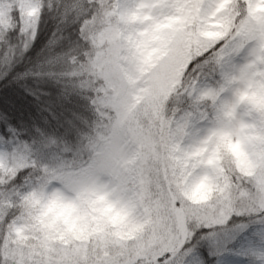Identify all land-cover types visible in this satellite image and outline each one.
Returning <instances> with one entry per match:
<instances>
[{
  "label": "clouds",
  "instance_id": "obj_1",
  "mask_svg": "<svg viewBox=\"0 0 264 264\" xmlns=\"http://www.w3.org/2000/svg\"><path fill=\"white\" fill-rule=\"evenodd\" d=\"M32 2L33 9L25 4L21 11V0H3L0 45L7 47L13 32L29 45L41 23L51 21L65 43L47 47L44 74L84 102V111L72 112L69 122L87 120L93 133L104 125L100 132L123 135L127 149L119 178L102 176L95 187L71 188L61 179L66 169L32 160L23 148L0 151V264H151L171 227V197L186 210L218 206L229 196L235 203L264 198V41L233 43L248 19L247 0H221L235 9L230 26L217 18L221 10L186 29L212 46L207 63L193 56L177 70L167 95L157 96L147 73H137L128 109L112 120L106 117L114 109L104 108L116 96L109 84L127 83V76L109 63V50L115 37L121 56L132 55L129 41L140 39L151 23L125 19L139 0H77L80 15L68 20L66 0ZM230 64L216 83L202 86ZM124 67L135 71L127 61ZM93 98L104 103L94 106ZM100 111L104 119L96 115ZM64 146L71 160L77 142Z\"/></svg>",
  "mask_w": 264,
  "mask_h": 264
},
{
  "label": "snow or ice",
  "instance_id": "obj_2",
  "mask_svg": "<svg viewBox=\"0 0 264 264\" xmlns=\"http://www.w3.org/2000/svg\"><path fill=\"white\" fill-rule=\"evenodd\" d=\"M25 4L29 9L35 7L32 0H21V11L25 9ZM247 4L248 19L241 24L233 38V43L239 42L240 47L256 40L264 41V0H247ZM128 13L130 15L125 19L151 23L139 33L140 39L129 41L133 49L130 57L121 56L119 40L115 37L112 40L116 46L109 50V63L125 73L127 83L120 81L117 86L110 82L109 86L116 96L110 103L104 104L105 109H114V113H107L108 120H112L113 116L119 118L122 110L128 109L126 97L134 95L136 91L137 73H147L146 82L151 84L157 96L167 95L170 82L183 64L193 56L199 57L196 63H207V58L214 54L212 46L202 43L186 29L193 24H202L209 17H217L218 13L221 15L217 18L230 26L235 9L225 7L221 0H139L136 8L129 9ZM79 15L77 0H66L65 20ZM4 17V4L0 0V23H5ZM36 35L37 32L34 39ZM48 39L52 48L62 47L65 43L63 33L54 30ZM23 47L27 49L28 44L25 43ZM15 55L14 46L0 48V62L6 63ZM125 61L134 66L135 71L132 67L125 68ZM104 78L109 80L108 75ZM103 91V88L98 89L97 97ZM98 103L104 102L92 99L94 106ZM96 115L105 118L104 111L96 112ZM104 127L99 125L93 133V127L87 120L72 118L65 124L66 134L74 137L78 145L77 150L71 153L72 159H65L70 149L64 146L61 150L63 142L51 137L40 141L37 148L41 153L40 159L49 161L61 170L66 169L61 179L69 188L73 185L95 187L102 176L119 178L120 164L127 149L126 138L119 133L105 136L100 132V128ZM13 148H23L28 158L36 159L31 145L17 142ZM19 182L17 176L13 183ZM171 204V227L162 250L150 258L151 264H253L248 258L253 254L252 245L259 244L264 249V198H250L247 202L241 199L235 203L229 196L218 206L207 209L186 210L175 197H171ZM188 216L192 217V223L187 222ZM256 264H264V251L259 252Z\"/></svg>",
  "mask_w": 264,
  "mask_h": 264
},
{
  "label": "trees",
  "instance_id": "obj_3",
  "mask_svg": "<svg viewBox=\"0 0 264 264\" xmlns=\"http://www.w3.org/2000/svg\"><path fill=\"white\" fill-rule=\"evenodd\" d=\"M53 30L51 21L41 23L36 38L25 51L20 50L23 45L16 40V33L10 34L9 45L14 46L16 55L6 63L0 62V151L20 142L31 145L33 157L40 158L37 148L42 139L51 137L62 142L75 139L66 134L65 124L72 112L84 111V102L66 84L44 74L48 71L46 51ZM216 75L210 73L208 77Z\"/></svg>",
  "mask_w": 264,
  "mask_h": 264
},
{
  "label": "rangeland",
  "instance_id": "obj_4",
  "mask_svg": "<svg viewBox=\"0 0 264 264\" xmlns=\"http://www.w3.org/2000/svg\"><path fill=\"white\" fill-rule=\"evenodd\" d=\"M233 66L234 65H232V64L226 65L219 72H215V73H217V75H216L215 78L209 79L212 76L211 77H208L207 76L206 77L207 78V81H206V78H204L203 80H205L206 83L202 84V86L207 87V86H211L212 84L216 83V81L220 78V76L223 75V74H225L226 72L230 71ZM252 249H253V254H250V256L248 258L253 261V264H256V262L258 261V254H259V252L264 251V249H262L260 246L255 247L254 245H252Z\"/></svg>",
  "mask_w": 264,
  "mask_h": 264
}]
</instances>
